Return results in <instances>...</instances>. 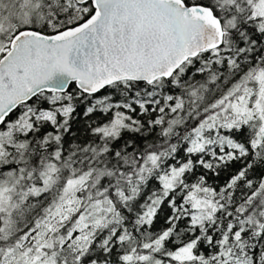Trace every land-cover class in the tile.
I'll list each match as a JSON object with an SVG mask.
<instances>
[{"label":"snow or ice","instance_id":"1","mask_svg":"<svg viewBox=\"0 0 264 264\" xmlns=\"http://www.w3.org/2000/svg\"><path fill=\"white\" fill-rule=\"evenodd\" d=\"M0 264H264V0H0Z\"/></svg>","mask_w":264,"mask_h":264},{"label":"trees","instance_id":"2","mask_svg":"<svg viewBox=\"0 0 264 264\" xmlns=\"http://www.w3.org/2000/svg\"><path fill=\"white\" fill-rule=\"evenodd\" d=\"M82 123H83V122L81 121L80 124L82 125Z\"/></svg>","mask_w":264,"mask_h":264}]
</instances>
